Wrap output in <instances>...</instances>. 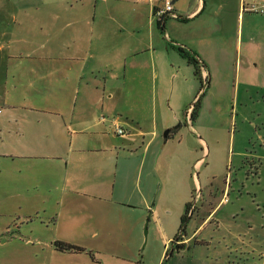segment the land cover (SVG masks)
<instances>
[{
	"label": "crops",
	"instance_id": "1",
	"mask_svg": "<svg viewBox=\"0 0 264 264\" xmlns=\"http://www.w3.org/2000/svg\"><path fill=\"white\" fill-rule=\"evenodd\" d=\"M163 1H5L12 10L0 14V239L7 244L34 241L43 260L62 243L85 251L69 255L89 253L99 264L95 255L146 264L153 188L174 160L183 163L167 146L181 145L182 125L194 136L197 124L204 127L200 105L190 119L191 101L219 98L236 112L241 85L264 60V16L249 10L264 0H169L173 16L159 21ZM179 49L200 62L199 76ZM151 67L160 84L177 82L183 123L176 110L148 118L159 99L156 88L147 95ZM206 205L207 220L215 208L205 203L202 211Z\"/></svg>",
	"mask_w": 264,
	"mask_h": 264
},
{
	"label": "rangeland",
	"instance_id": "2",
	"mask_svg": "<svg viewBox=\"0 0 264 264\" xmlns=\"http://www.w3.org/2000/svg\"><path fill=\"white\" fill-rule=\"evenodd\" d=\"M5 1L0 0V14L12 10ZM254 14L258 21L264 16L257 11ZM260 64L256 68L253 63L252 74L245 86L241 85L236 112L231 111L229 101L219 98L209 100L200 95L191 101L193 106L199 102L203 108L198 123L204 127L197 124L194 134L204 144L198 145L197 138L182 125V130L175 134L177 140L182 136L181 145L167 146V151L175 149L178 156L182 154L183 163L181 166L179 160H174L169 171L167 167L162 187L156 182L153 188L147 211V241L142 250V256L144 252V257L147 256L146 264H157L163 250L160 264H264V60L261 58ZM156 71L151 67V79L147 71V95L153 99L155 88L159 95L158 100L151 101L148 118L156 116L160 121L164 114L172 113L174 117L176 110L183 123V113L176 105L177 82L174 88L173 77H168L160 84L161 75ZM157 73L159 78L155 80ZM179 118L173 127L178 125ZM166 130H161L160 135L164 136ZM202 156L205 163L198 170L194 163ZM167 157L171 156L164 155L169 164L171 160ZM211 186L212 195L208 196ZM188 203L197 210H193L195 213L186 221L182 233L181 220ZM205 203L215 208L207 220L211 209L206 205L202 211L201 205ZM180 233L181 239L194 235L187 244L172 242ZM7 241L0 239V264H99L92 261L89 253L71 256L73 253L57 251L53 259H37L33 254L37 249L34 241L27 247ZM95 256L102 264H123Z\"/></svg>",
	"mask_w": 264,
	"mask_h": 264
},
{
	"label": "trees",
	"instance_id": "3",
	"mask_svg": "<svg viewBox=\"0 0 264 264\" xmlns=\"http://www.w3.org/2000/svg\"><path fill=\"white\" fill-rule=\"evenodd\" d=\"M179 52L181 54V56L187 60L188 64L192 65L195 69V75L196 76H199V73H198V70H199V63L196 61L195 58L191 57L188 53H186L185 51L179 49ZM198 109H199V102H197V104H195L193 107H192V110H191V113H190V119L193 121L197 114H198ZM185 214L184 216L182 217V220H181V227H180V230L183 231L185 230V223L188 219V215H189V212H190V209H191V203L187 204L186 207H185ZM178 240L180 239V236L178 237ZM57 251L59 252H75V253H83L85 252L83 249L81 248H77V247H74V246H71V245H67V244H62V243H57L55 245ZM181 245H178V248H180ZM167 256V254H166Z\"/></svg>",
	"mask_w": 264,
	"mask_h": 264
},
{
	"label": "built area",
	"instance_id": "4",
	"mask_svg": "<svg viewBox=\"0 0 264 264\" xmlns=\"http://www.w3.org/2000/svg\"><path fill=\"white\" fill-rule=\"evenodd\" d=\"M249 10L250 11H254V12L257 11V12H260L261 14H264V3L259 8L258 7H256V8L255 7H250ZM156 16H157V18H158L159 21H163L166 16H173V4H172V2L169 1V0L163 1L162 7L159 10H157V12H156ZM197 62L200 64L199 61H197ZM199 68L203 69V67L200 66V65H199ZM204 80H205V77H204ZM204 80L202 81L203 88L206 85L205 84L206 82ZM191 110H192V108H191ZM117 133L119 135H122L123 134L122 129H118L117 130Z\"/></svg>",
	"mask_w": 264,
	"mask_h": 264
},
{
	"label": "water",
	"instance_id": "5",
	"mask_svg": "<svg viewBox=\"0 0 264 264\" xmlns=\"http://www.w3.org/2000/svg\"><path fill=\"white\" fill-rule=\"evenodd\" d=\"M196 59V58H195ZM197 60V59H196ZM168 133H169V131H166L165 133H164V138L166 139L167 138V135H168ZM195 203V202H194ZM195 205L194 204H192L191 205V209H190V212H189V215H188V219L187 220H189V218H190V216H191V214H192V212H193V210H194V207Z\"/></svg>",
	"mask_w": 264,
	"mask_h": 264
},
{
	"label": "flooded vegetation",
	"instance_id": "6",
	"mask_svg": "<svg viewBox=\"0 0 264 264\" xmlns=\"http://www.w3.org/2000/svg\"><path fill=\"white\" fill-rule=\"evenodd\" d=\"M196 210H197V209H196V208H194V211H196ZM194 211H193V212H194ZM194 213H195V212H194ZM194 213H193V214H194ZM198 213H199V212H198ZM180 237H181V234H180Z\"/></svg>",
	"mask_w": 264,
	"mask_h": 264
}]
</instances>
